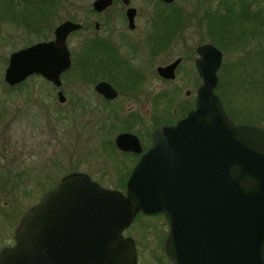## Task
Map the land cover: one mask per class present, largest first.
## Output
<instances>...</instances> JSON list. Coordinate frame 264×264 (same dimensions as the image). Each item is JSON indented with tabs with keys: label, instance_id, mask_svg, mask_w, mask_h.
<instances>
[{
	"label": "water",
	"instance_id": "95a60500",
	"mask_svg": "<svg viewBox=\"0 0 264 264\" xmlns=\"http://www.w3.org/2000/svg\"><path fill=\"white\" fill-rule=\"evenodd\" d=\"M110 3L95 0L92 10L101 13ZM126 16L133 28L135 10ZM81 28L63 21L51 40L12 52L4 83L13 87L36 75L59 86L71 66L67 39ZM196 53L194 108L155 128L144 152L136 136L116 137L118 150L140 154L125 192L83 172L64 175L22 215L14 245L0 249V264H137L134 241L123 233L138 214L163 215L171 264H264V128L236 124L226 113L215 93L222 52L202 44ZM177 64L160 75L173 79ZM96 90L111 92L105 83Z\"/></svg>",
	"mask_w": 264,
	"mask_h": 264
},
{
	"label": "rangeland",
	"instance_id": "374dc122",
	"mask_svg": "<svg viewBox=\"0 0 264 264\" xmlns=\"http://www.w3.org/2000/svg\"><path fill=\"white\" fill-rule=\"evenodd\" d=\"M92 1L65 0L58 4L59 10L53 17L51 28L44 29L39 37L23 29L7 30L0 26V249L14 245L13 232L22 215L68 173H86L102 187L124 192L125 181L136 159L121 156L109 143L116 134L130 129L128 132L136 134L145 146L156 125L173 123L184 117L188 108L194 107L196 89L200 84L194 69L197 58L194 51L199 45L212 44V38L217 39L209 35L207 16L227 13L232 34L235 39L237 37L235 50L234 44L214 45L223 55L217 72V96L221 97L223 107L236 124L264 128V116L253 121L259 112L255 113L256 106L264 104V27L260 29L264 25V14L256 22L241 21L239 15L242 6L247 13L263 11L264 0H176L172 7L164 8V14L178 13L182 19L178 24L174 21L172 39L158 50V57L148 61L150 64H144L142 84L151 92L141 96L142 102L148 106L135 112L130 110L129 100L124 96L110 108L70 111L59 105L54 87L40 76L29 78L23 88L10 92L3 79L9 55L42 41V38L52 39L55 27L69 17L74 16V22L87 28L68 38L69 47L73 49L80 45L78 43L91 39L89 34L104 38L108 25L126 26L118 10L90 13ZM132 1L138 11L136 31L132 34L136 40L141 39L144 45L146 35L155 38L157 34L168 32L171 20L169 17L163 21L155 19L156 13L152 14L151 8L156 5L147 7L144 0ZM94 22L100 24V33L94 32ZM156 24L159 28L154 26ZM257 31L262 32L256 36L253 33ZM151 41L154 39H149ZM145 57L143 60L147 61ZM179 57L185 58V62L181 64L175 81L164 83L159 80L155 74L156 66ZM141 60L138 58L136 63ZM76 66L71 73H77ZM64 79L67 91H82L83 87L75 78ZM175 89L178 93L174 92ZM186 92H189L188 96ZM156 94L157 106L153 102ZM167 229L160 214H138L135 217L124 235L135 240L139 264H170L163 252Z\"/></svg>",
	"mask_w": 264,
	"mask_h": 264
},
{
	"label": "flooded vegetation",
	"instance_id": "af4514ba",
	"mask_svg": "<svg viewBox=\"0 0 264 264\" xmlns=\"http://www.w3.org/2000/svg\"><path fill=\"white\" fill-rule=\"evenodd\" d=\"M94 1L95 0H93L92 3ZM175 1L176 0H174L172 3H166V2L161 1V0H144V4L147 5V7L148 6L154 7L156 5L155 8H151V12H152V14L156 13L154 16L155 19L159 18L160 21H163V20H165V16H167V17L174 16V15L164 14L165 12L163 10H164V8L169 9L170 7H172L174 5ZM92 3L90 6L91 9H92ZM132 4H133L132 0H129L128 5H125L122 2V0H111L109 7H107L101 13H96L95 11H93L94 14H102L104 12H108L111 10H118V13L120 14V16L124 17L123 21L126 22V26H122V25H108V26H106L108 29L106 31L107 34L104 36V38L98 37V35L94 34V33L89 34L90 36H92V37H90L91 39H88L86 42L83 41L81 43H78L80 45L76 47L77 50L69 47L68 39H67V49H68L69 55H70L71 66L68 69V71L61 74L60 85L54 86L51 82H48L42 78L43 80H45L46 82H48L49 84H51L54 87V91L56 92L57 102L59 103V105L61 107L62 106L67 107L68 110L73 111V112H88V111L97 110L99 107L110 108L111 106H113L115 104L116 100L122 96L126 97L129 100V108H130V110H132L134 112H135V110H138L144 106H148L147 103H143L141 100L142 95L151 92V89L147 88V85L142 84V79L144 77L143 70H144L146 64H150V62H148V61L152 60L153 58L158 57V54H159L158 50L162 49L164 47V45L168 44V42L170 41L169 40L170 38L172 39L173 35H172L171 30H172L173 24H170V28L166 34H159V35L157 34V36L155 35V38H154V36H151V35H146L145 37H143V39H144L143 43L146 47L145 48L144 45H142L141 39L136 40L134 38V36H132V34H134L136 31L135 21H136V18L138 17V11L136 8L133 7ZM159 8H160V10L158 11ZM128 9H134L135 10L134 27L133 28H130L128 25V19L126 16ZM80 24L82 25V23H80ZM96 24H98L97 27H96ZM154 26L158 27L157 24ZM86 29L87 28H85L82 25V28L79 31L73 32L72 34L69 35V37L73 34L79 33L81 31H85ZM93 29H94L95 33H100V24L98 22H94ZM145 29L147 30V27ZM154 31H155V29H154ZM151 38L154 39V41L149 42V39H151ZM45 41H49V40H45ZM143 47H144V50L146 49V51L143 50ZM166 48H164L163 50H165ZM196 49H195L194 53L197 55ZM143 56L145 57V59H147V61L143 60V58H144ZM138 58H142L140 63H136L137 62L136 60ZM188 58L191 59L190 57H188ZM197 58H198V55H197ZM184 59L182 57H179V58L171 61L170 63H166L165 65L156 66L155 74H156L157 78L159 80L163 81L164 83L165 82L170 83V82L175 81L181 64L185 62ZM196 59L194 60V63H195ZM176 60H178V64H177L176 68L174 69V78L173 79H165L164 77H162V75H160L159 69L167 67L168 65L172 64ZM75 66L77 68L76 69L77 73H71V70ZM194 69H195V66H194ZM195 72H196V69H195ZM196 74H197V72H196ZM33 76H36V75H33ZM33 76H31V77H33ZM31 77H29V78H31ZM65 77H68V79L69 78L70 79L75 78L78 85L83 87L82 91H80V92H78V91L73 92L72 90H69L70 92L67 91L64 88L65 87V85H64V81H65L64 78ZM29 78H27L26 80H28ZM25 81H24V83H25ZM100 83H105L111 88V92H110V95L108 97H105L103 94L99 93L96 90V86ZM143 91H145V92H143ZM174 92L178 93V91L176 89L174 90ZM59 94H61V96L63 97L62 100H60ZM188 95H189V92H186V96H188ZM154 97L155 98L153 99V102H154V104H156L155 106H157L159 103L157 101L158 94L154 95ZM194 106H195V102H194ZM113 108L117 109L118 107L117 108L113 107ZM193 108H188L187 113ZM182 118L177 119L173 123H162V124L156 125L150 134V139H149L150 141L148 143L149 145L147 144V145L143 146L142 141L140 140V138L136 134L128 132L130 129H125L124 132H119V133L117 132L118 134L115 135L113 141L110 142L109 144L112 145L113 149H116L120 153L121 156L133 157L134 159H136V163H137L139 158H140V154H135L132 152H123V151L118 150V148L116 147V143H115L116 137L120 134H131V135L136 136L139 140V144L141 146V151L144 152L151 145L152 134H153V131L155 130V128H157L161 125H173ZM106 143L108 144L107 141H106ZM136 163L133 164V166L130 170V173H131L133 167L136 165ZM130 173H129V176H130ZM88 176L90 177V175H88ZM129 176L127 177V179L125 181L124 189H126V182L129 178ZM90 178L92 179V177H90ZM96 183H98V182H96ZM54 186H52L50 189H52ZM13 187H10V189L13 190L14 189ZM50 189L46 190L45 192L49 191ZM117 191H119V190H117ZM124 192H125V190H124ZM162 217H163V215H162ZM166 235H167V233H166ZM166 235H165V237H166ZM123 236L124 237H130V236L124 235V233H123ZM130 238H132V237H130ZM133 241H134V245L136 248V242L134 239H133ZM163 243H164V241H163ZM4 247H6V246H4ZM7 247H9V246H7ZM163 252H164V250H163ZM136 254H137V249H136ZM137 264H139L138 258H137Z\"/></svg>",
	"mask_w": 264,
	"mask_h": 264
},
{
	"label": "trees",
	"instance_id": "16d2710c",
	"mask_svg": "<svg viewBox=\"0 0 264 264\" xmlns=\"http://www.w3.org/2000/svg\"><path fill=\"white\" fill-rule=\"evenodd\" d=\"M63 1L65 0H0V26L1 25L4 26L7 30L14 29L17 31V30L23 29L24 31L28 33H32L35 36L39 37L42 34V31L44 29L51 28V24H52L51 22L53 20V17L55 13H57L59 10L57 5L62 3ZM226 11H227V8H226ZM89 12L92 14L94 13L92 9H90ZM250 13L251 12L249 11L247 13V10H245V8L242 6V11L239 13L241 21H243L244 19H247L248 21H251V22L259 21L262 14H264V10L263 11L258 10L251 14ZM226 14L225 15L214 14V15L207 16L206 20H207L208 32H209V35L217 38L216 40L212 38L211 43L213 45L230 44L233 46L234 44L233 49L235 50L237 49L235 48L236 46L235 42L237 41V37L235 39L234 34H232L233 29L231 27V24L229 25L228 23V20H227L228 18ZM166 18L168 17H165V19ZM169 18L171 20L170 24H174V21L177 24L178 21L182 19V15L176 13V15L169 16ZM75 19L76 18L74 16L69 17L70 21L74 22ZM263 27L264 25H262L260 29L262 30ZM261 32L257 31V32H254L253 34L256 35L257 33H261ZM41 40L45 41L46 39L42 38ZM23 85H24V82L16 86H13V87L6 85V87L10 92H12L16 89L23 88ZM219 98L221 100L220 96ZM263 108H264L263 103L258 104L256 106L257 110H255V113L257 111L259 112H257L258 116L253 120L254 122H257L259 118L264 116ZM224 109L226 113L228 114V116L234 121V118L230 116V114L228 113V110L225 107ZM139 215H143V214H139ZM143 216H146V215H143Z\"/></svg>",
	"mask_w": 264,
	"mask_h": 264
}]
</instances>
